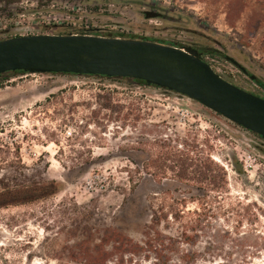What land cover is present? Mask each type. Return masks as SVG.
<instances>
[{"label": "rangeland", "instance_id": "rangeland-1", "mask_svg": "<svg viewBox=\"0 0 264 264\" xmlns=\"http://www.w3.org/2000/svg\"><path fill=\"white\" fill-rule=\"evenodd\" d=\"M148 5L0 0V40L84 25L183 37L247 58L264 83V0H186L150 21ZM224 61L233 84L264 96ZM0 264H264V140L157 87L0 81Z\"/></svg>", "mask_w": 264, "mask_h": 264}, {"label": "water", "instance_id": "water-1", "mask_svg": "<svg viewBox=\"0 0 264 264\" xmlns=\"http://www.w3.org/2000/svg\"><path fill=\"white\" fill-rule=\"evenodd\" d=\"M16 70L141 80L192 99L264 140V99L221 78L191 47L111 34L2 39L0 75Z\"/></svg>", "mask_w": 264, "mask_h": 264}, {"label": "flooded vegetation", "instance_id": "flooded-vegetation-1", "mask_svg": "<svg viewBox=\"0 0 264 264\" xmlns=\"http://www.w3.org/2000/svg\"><path fill=\"white\" fill-rule=\"evenodd\" d=\"M150 2L146 0V4L148 5ZM149 6V5H148ZM158 6V7H156ZM160 6H164V7H160ZM175 9V6H165V5H151L149 6V10L145 11L144 15L146 17L147 20H157V19H162L165 18L167 19L168 15L170 14V10ZM148 14V15H147ZM164 16V17H163ZM194 33H197L199 36L204 37V33L202 31H198V30H194ZM70 33H74V34H93V35H109L108 33H106L103 30H97L94 28H90L88 25H84L83 29H79V30H75V31H68V32H63V33H57V34H70ZM32 35V34H30ZM113 36H118V37H125V38H140V39H147V40H151L154 42H158L161 44H169V45H174L176 47H191L192 49L196 50L200 56V58L206 62L213 70L214 72H216L221 78H223L224 80L232 83L229 80V76L231 73L229 71H226L225 69L223 70L221 68V63L220 60L224 59L226 63L230 64V66H232L235 69H238L239 71H241V73H243L246 77H249L250 81H252L253 83H255L258 87H260L262 90H264V83L259 80V78L250 73L249 69H248V63L250 62V60H248L246 58V61H243V59L237 60L236 58L225 54V52H223L222 50L215 48V47H211L209 45H206L204 43H202L201 41H194V40H186L183 39V37H177V38H169V39H151V38H146V37H128V36H123V35H114ZM196 35V34H194ZM19 36H23V35H19ZM15 37V36H14ZM222 58V59H221ZM245 58V57H244ZM26 74H35V73H31V72H26V71H22V70H16V71H9V72H5L3 74L0 75V81H4V80H8L10 78L16 77L18 75H26ZM40 74H66V73H40ZM71 75H75V74H71ZM86 76V75H83ZM233 84V83H232ZM235 86H237L236 84H234ZM239 88H241L240 86H237ZM243 89V88H241ZM166 90V89H164ZM258 97H261L264 99V96H261L259 94H256L252 91L246 90ZM168 91V90H166ZM171 92V91H170ZM175 93V92H174ZM183 96V95H182ZM248 131V130H247ZM255 134V133H253ZM257 135V134H255ZM258 137H260L259 135H257ZM261 138V137H260Z\"/></svg>", "mask_w": 264, "mask_h": 264}, {"label": "trees", "instance_id": "trees-1", "mask_svg": "<svg viewBox=\"0 0 264 264\" xmlns=\"http://www.w3.org/2000/svg\"><path fill=\"white\" fill-rule=\"evenodd\" d=\"M8 2H11V0H6ZM94 77H99V78H106V79H111V80H125V81H128L129 83H135L137 84L138 86H147L146 83L144 81H141V80H137V79H128V78H117V77H114V78H107L105 76H94ZM152 87H155V86H152ZM216 180H220L222 179L220 175L218 176H215Z\"/></svg>", "mask_w": 264, "mask_h": 264}, {"label": "built area", "instance_id": "built-area-1", "mask_svg": "<svg viewBox=\"0 0 264 264\" xmlns=\"http://www.w3.org/2000/svg\"><path fill=\"white\" fill-rule=\"evenodd\" d=\"M152 4L165 5V6H179L186 0H147Z\"/></svg>", "mask_w": 264, "mask_h": 264}]
</instances>
